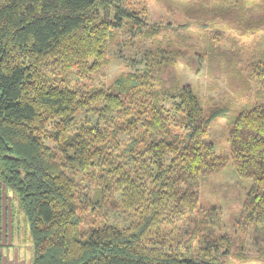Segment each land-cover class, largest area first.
I'll return each instance as SVG.
<instances>
[{
    "label": "trees",
    "instance_id": "16d2710c",
    "mask_svg": "<svg viewBox=\"0 0 264 264\" xmlns=\"http://www.w3.org/2000/svg\"><path fill=\"white\" fill-rule=\"evenodd\" d=\"M188 1L197 9L178 23L180 39L204 45H183L205 58L211 76L227 75L231 92L248 95L250 81L261 83L256 101L235 110L231 100L207 114L172 70L176 49H158L145 72L90 85L120 32L150 35L161 25L143 31L142 9L120 0H0V182L28 221L31 264L244 262L245 236L251 259L264 264V0L180 2ZM220 25L255 36L246 75L231 65L238 41L233 49L214 44L210 30ZM89 112L95 123L82 116ZM217 119L226 123L228 154L210 135ZM228 160L251 180L236 239L222 231L220 207L202 205L198 187ZM106 210L129 224L109 223Z\"/></svg>",
    "mask_w": 264,
    "mask_h": 264
},
{
    "label": "rangeland",
    "instance_id": "374dc122",
    "mask_svg": "<svg viewBox=\"0 0 264 264\" xmlns=\"http://www.w3.org/2000/svg\"><path fill=\"white\" fill-rule=\"evenodd\" d=\"M180 1L181 0H120L123 6H133L142 9L141 17L144 19V22H147L143 31L149 28L151 24L161 25V29L158 33H152L150 35H145L146 31L138 34L132 29L126 32H120L118 38L112 42L108 49V63L101 68L98 74L94 75L91 80H87L86 82L90 85L106 86L120 74L135 71L145 72L146 66L155 64L157 60L155 53H157L158 49L160 51L168 50L171 52H173L172 49H176L180 56L177 58L172 70L181 84L190 85L198 94L207 114L212 107L226 106L231 100L233 101L232 104L235 105V110L241 108L247 102L256 101V93L261 87V83L250 81L251 90L250 92L248 91V95L245 94L244 96H240L239 93L231 92L228 86L227 75L216 71L215 76H211L208 65L206 64L207 61H204L205 58L200 60L198 58L199 56H197V50H194L193 47H188L187 44L183 45L190 41L196 47L202 48L204 43L197 37L192 39L186 38V40L180 39L181 32L177 29V25L187 21L188 18H186L185 14H188V8H193V10L197 9L195 5H190L189 1L186 4ZM112 15L113 13H110V16ZM198 21H200V23ZM202 21V18L196 21L192 19L190 21L192 26L191 32L194 33V28H200L201 24H204ZM241 30L229 29L220 25V27L217 26L211 29L210 32L214 34V44L217 43L220 49H233L236 46L234 42L238 41L240 50H236V55L230 58L231 65L239 69L243 75H246L247 71H250L249 61L254 57L255 49V45L247 43V40L250 41L252 37L255 36L248 35ZM183 58L184 60H181ZM188 60L191 66L187 63ZM263 67L264 65H261L262 69ZM170 71L171 68L165 70L163 77L167 78ZM262 83L264 84V80ZM261 92L264 95V87ZM166 102L169 105L172 103L171 100H166ZM82 116L88 117L93 123L96 121V116L91 112L82 113ZM210 132L211 137L215 140L216 151L218 153L228 154L229 142L227 139L225 120L217 119L214 121L210 127ZM120 137L126 138L127 134L123 133ZM250 186V179L240 178L236 175L231 160H228L223 170L209 175L203 179L198 186L202 205L220 207L223 225L222 231L235 239L237 238L235 233H238V230L236 231L235 222L239 217L242 201ZM7 192L8 201H13L14 207L12 206V215L14 216V227L16 228L18 226L17 230H19L21 236V241L16 242L14 245L19 244L20 247L16 248L21 250L22 254L25 256L28 255L29 252L32 256L33 242L28 221L18 204L15 192L10 188H8ZM103 215L109 223L117 222L123 227H126L130 222H127L128 220L126 221L124 215L119 211L114 212L106 210L103 212ZM243 239V253L247 257H250V259L244 262H238L232 259L228 264H262L251 259L256 252L250 237L245 236Z\"/></svg>",
    "mask_w": 264,
    "mask_h": 264
},
{
    "label": "crops",
    "instance_id": "0c3cea01",
    "mask_svg": "<svg viewBox=\"0 0 264 264\" xmlns=\"http://www.w3.org/2000/svg\"><path fill=\"white\" fill-rule=\"evenodd\" d=\"M8 188L0 182V264H31L33 255L22 254L16 242L21 241L17 227H14L13 201H8ZM14 207V206H13Z\"/></svg>",
    "mask_w": 264,
    "mask_h": 264
}]
</instances>
